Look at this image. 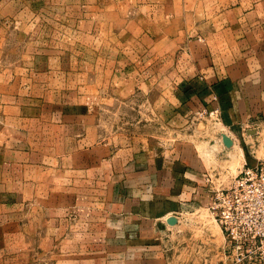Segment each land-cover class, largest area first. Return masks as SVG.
Listing matches in <instances>:
<instances>
[{"label": "crops", "instance_id": "0c3cea01", "mask_svg": "<svg viewBox=\"0 0 264 264\" xmlns=\"http://www.w3.org/2000/svg\"><path fill=\"white\" fill-rule=\"evenodd\" d=\"M187 29L171 59L170 85L148 115L140 104L127 122L102 120L94 103L55 105L45 119L31 114L1 127L0 144L9 147L0 154V180L17 191L0 203L32 209L28 238L36 247L23 254L29 264H174L159 227L128 222L208 208L213 155L225 156L226 135L243 167L261 159L254 140L264 131V0L212 8ZM217 137L223 143L212 152ZM214 230L206 264H222L225 236ZM17 233L13 241L26 239Z\"/></svg>", "mask_w": 264, "mask_h": 264}, {"label": "rangeland", "instance_id": "374dc122", "mask_svg": "<svg viewBox=\"0 0 264 264\" xmlns=\"http://www.w3.org/2000/svg\"><path fill=\"white\" fill-rule=\"evenodd\" d=\"M223 1L0 0V129L14 128V122L31 117L45 119L55 105L94 103L102 110V120L107 115L127 122L137 115L129 109L137 111L132 106L140 104V114L148 115L170 85L171 59L179 50L177 44L189 35L187 25L203 12L234 2ZM207 117L216 132L217 115L211 112ZM18 126L15 129L28 136V128ZM260 136L254 141L264 160V131ZM219 139L211 143L212 152L223 143ZM229 140L224 136L225 156L213 155L218 170L210 176V187L229 185L243 169L240 154ZM8 147L0 144V154L7 153ZM25 149L20 153L28 158ZM20 186L28 191V184ZM15 191L0 180V197L15 199ZM18 204L0 203V264H29L24 251L31 244L36 247V241L28 238L32 209ZM15 223L26 239L13 241L18 235ZM128 223L159 227V243L173 253L174 264H206L216 238L214 229H220L209 207L185 208L159 221ZM224 247L221 263L231 264Z\"/></svg>", "mask_w": 264, "mask_h": 264}, {"label": "built area", "instance_id": "2783aa9c", "mask_svg": "<svg viewBox=\"0 0 264 264\" xmlns=\"http://www.w3.org/2000/svg\"><path fill=\"white\" fill-rule=\"evenodd\" d=\"M212 193L209 209L225 236L224 255L231 264H264V160L245 164Z\"/></svg>", "mask_w": 264, "mask_h": 264}]
</instances>
